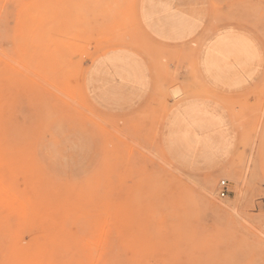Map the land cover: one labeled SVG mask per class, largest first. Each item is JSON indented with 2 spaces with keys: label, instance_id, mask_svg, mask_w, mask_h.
<instances>
[{
  "label": "rangeland",
  "instance_id": "374dc122",
  "mask_svg": "<svg viewBox=\"0 0 264 264\" xmlns=\"http://www.w3.org/2000/svg\"><path fill=\"white\" fill-rule=\"evenodd\" d=\"M133 6L0 0V264H264V76L240 96L218 97L239 128L230 160L214 172L176 167L159 128L185 91L216 97L196 77L175 81L166 68L127 115L100 112L83 89L100 47L129 37L152 46ZM210 6L213 26L243 27L264 45V0ZM186 60L176 69L188 70ZM192 98L180 115L216 128L219 115ZM217 140L205 139L206 156Z\"/></svg>",
  "mask_w": 264,
  "mask_h": 264
},
{
  "label": "crops",
  "instance_id": "0c3cea01",
  "mask_svg": "<svg viewBox=\"0 0 264 264\" xmlns=\"http://www.w3.org/2000/svg\"><path fill=\"white\" fill-rule=\"evenodd\" d=\"M133 9L139 31L152 46L143 51L129 43V37L97 49L83 74L88 101L104 114L127 115L148 101L166 68L174 70L170 76L178 78L175 81L183 76L191 82L196 77L216 97L190 91L177 97L161 121L160 146L178 168L219 170L238 145L239 128L228 105L218 97L240 96L264 76L262 40L240 26H213L210 0H134ZM182 53L187 56L183 67H189L184 71L176 69ZM186 96L219 115L220 124L209 128L194 123L185 113L180 115ZM213 135L218 138L217 153L206 156L204 142Z\"/></svg>",
  "mask_w": 264,
  "mask_h": 264
},
{
  "label": "built area",
  "instance_id": "2783aa9c",
  "mask_svg": "<svg viewBox=\"0 0 264 264\" xmlns=\"http://www.w3.org/2000/svg\"><path fill=\"white\" fill-rule=\"evenodd\" d=\"M218 193L220 197H226L229 194V187L227 180L220 181Z\"/></svg>",
  "mask_w": 264,
  "mask_h": 264
}]
</instances>
